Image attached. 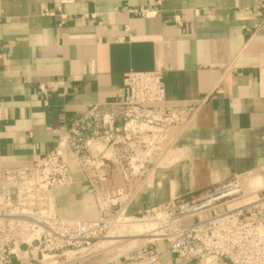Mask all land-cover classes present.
I'll use <instances>...</instances> for the list:
<instances>
[{"label": "crops", "instance_id": "obj_1", "mask_svg": "<svg viewBox=\"0 0 264 264\" xmlns=\"http://www.w3.org/2000/svg\"><path fill=\"white\" fill-rule=\"evenodd\" d=\"M261 4L0 0V168L30 166L87 109L125 96L129 72L156 71L167 105L196 112L173 143L171 167L155 172L138 207L201 198L234 178L244 195L226 208L256 200L264 188ZM141 8L150 16H140ZM72 175L73 185L53 191L56 213L96 218L73 165Z\"/></svg>", "mask_w": 264, "mask_h": 264}, {"label": "built area", "instance_id": "obj_2", "mask_svg": "<svg viewBox=\"0 0 264 264\" xmlns=\"http://www.w3.org/2000/svg\"><path fill=\"white\" fill-rule=\"evenodd\" d=\"M163 78L156 71L129 72L120 100L87 109L30 166L0 168V264H89L82 253L132 219H126L129 204L153 186L156 171L171 167L173 143L195 117L194 108L167 105ZM72 165L92 195L94 219L56 213L53 191L75 183ZM115 176L122 186L113 184ZM258 194L227 209L244 195L234 178L201 198L141 210L151 238L121 264H264V188Z\"/></svg>", "mask_w": 264, "mask_h": 264}, {"label": "rangeland", "instance_id": "obj_3", "mask_svg": "<svg viewBox=\"0 0 264 264\" xmlns=\"http://www.w3.org/2000/svg\"><path fill=\"white\" fill-rule=\"evenodd\" d=\"M140 195V193L137 194L129 204V208H127L129 211L127 210L126 219L130 217L132 219L114 225L106 234V237L100 241L98 247L82 253L88 257L89 264H121L129 252L145 244L151 238L147 236L149 231H146L142 214H139L143 209L138 207V202L136 204V199L138 200ZM130 235L141 237H130ZM135 239L141 241L135 247L128 248L129 242Z\"/></svg>", "mask_w": 264, "mask_h": 264}, {"label": "bare ground", "instance_id": "obj_4", "mask_svg": "<svg viewBox=\"0 0 264 264\" xmlns=\"http://www.w3.org/2000/svg\"><path fill=\"white\" fill-rule=\"evenodd\" d=\"M150 238V235H147ZM130 237H141V236H134V235H130ZM141 240L139 239H135L131 242H129L128 248H132L135 247L137 245L138 242H140Z\"/></svg>", "mask_w": 264, "mask_h": 264}]
</instances>
